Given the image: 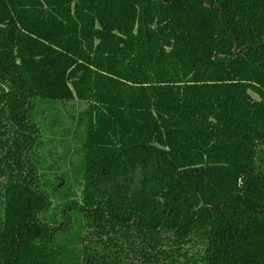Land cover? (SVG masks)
Segmentation results:
<instances>
[{
    "label": "trees",
    "instance_id": "16d2710c",
    "mask_svg": "<svg viewBox=\"0 0 264 264\" xmlns=\"http://www.w3.org/2000/svg\"><path fill=\"white\" fill-rule=\"evenodd\" d=\"M207 1L0 0V264H264V0Z\"/></svg>",
    "mask_w": 264,
    "mask_h": 264
},
{
    "label": "rangeland",
    "instance_id": "374dc122",
    "mask_svg": "<svg viewBox=\"0 0 264 264\" xmlns=\"http://www.w3.org/2000/svg\"><path fill=\"white\" fill-rule=\"evenodd\" d=\"M81 111L82 108L77 106L70 110L69 108L59 104H54V106L49 110L46 109L43 113V118H40V121L46 125L44 127L45 152L42 155L45 157V170L48 172L52 171L49 173L50 176H52L51 180H54V178L57 177L56 181L58 183L62 179V172H66V170H68L70 161L73 159V157L68 154V151H65L64 146L66 145V147H69L70 153H73L75 148V136L79 137L83 131ZM54 117L58 119L57 123L60 124L50 128L48 123L52 122ZM67 131H69V133H67ZM73 133H76V135ZM61 141L62 144H60ZM40 153L43 152L41 151ZM53 160L58 165L57 167L54 166ZM49 167H52V169L48 170ZM58 168L59 170H56ZM80 189L81 188H77V186L74 188L79 195L81 192ZM85 220V218L82 219L83 222Z\"/></svg>",
    "mask_w": 264,
    "mask_h": 264
},
{
    "label": "water",
    "instance_id": "95a60500",
    "mask_svg": "<svg viewBox=\"0 0 264 264\" xmlns=\"http://www.w3.org/2000/svg\"><path fill=\"white\" fill-rule=\"evenodd\" d=\"M206 7H209L208 1L204 0ZM234 52L237 53V46L234 49Z\"/></svg>",
    "mask_w": 264,
    "mask_h": 264
}]
</instances>
